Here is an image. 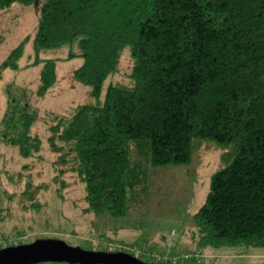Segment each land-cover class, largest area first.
<instances>
[{
	"label": "trees",
	"instance_id": "1",
	"mask_svg": "<svg viewBox=\"0 0 264 264\" xmlns=\"http://www.w3.org/2000/svg\"><path fill=\"white\" fill-rule=\"evenodd\" d=\"M15 3L39 7V98L57 83L61 60L42 54L68 47L64 59H83L74 79L91 100L50 127L60 167L71 162L85 184L88 213L115 218L141 208L158 169L190 164L199 144L216 142L230 159L194 215V240L202 250L264 246V0H0V12ZM28 40L0 65V80L18 69ZM125 52L130 83L104 90ZM22 110L8 116L7 141L40 161L37 116ZM24 185L37 200L41 186Z\"/></svg>",
	"mask_w": 264,
	"mask_h": 264
},
{
	"label": "rangeland",
	"instance_id": "2",
	"mask_svg": "<svg viewBox=\"0 0 264 264\" xmlns=\"http://www.w3.org/2000/svg\"><path fill=\"white\" fill-rule=\"evenodd\" d=\"M39 18L38 5L15 3L10 10L0 12V65L29 38L18 69H6L0 80V249L50 238L88 251H109L110 243L127 246L139 252H134L137 258L149 263H157L156 256L162 260L159 263L166 258L170 264L184 253L200 250L205 257L195 264H264V246L241 244L202 250L194 240V215L206 202L212 175L230 159L216 142L199 144L190 164L158 169L151 178L145 205L126 216L114 218L86 211L85 184L70 171L71 162L60 167L57 160L61 153L52 148L50 126L57 115H69L77 105L91 100V91L74 79L83 59H64L69 48L62 47L42 54L44 59L61 60L56 65L57 83L45 97H38L42 66L32 64ZM131 65V57L125 52L118 74L108 77L104 90L111 81L129 84ZM24 105L37 116L31 135L42 140L40 161L24 158L7 141L14 132V120L10 122L8 116L18 119ZM59 168L65 173L56 178ZM28 180L41 186V190L33 191L37 200L30 201L23 195ZM37 202L39 208L25 207Z\"/></svg>",
	"mask_w": 264,
	"mask_h": 264
},
{
	"label": "water",
	"instance_id": "3",
	"mask_svg": "<svg viewBox=\"0 0 264 264\" xmlns=\"http://www.w3.org/2000/svg\"><path fill=\"white\" fill-rule=\"evenodd\" d=\"M159 264L147 263L129 253L88 251L69 246L63 240L36 239L25 245L0 249V264ZM163 264V263H162Z\"/></svg>",
	"mask_w": 264,
	"mask_h": 264
},
{
	"label": "built area",
	"instance_id": "4",
	"mask_svg": "<svg viewBox=\"0 0 264 264\" xmlns=\"http://www.w3.org/2000/svg\"><path fill=\"white\" fill-rule=\"evenodd\" d=\"M110 245L112 246V248L108 246L109 252L129 253V254H131L137 258V254L134 253L137 251L136 249L133 250L132 248H128L127 246L114 245L111 243H110ZM109 248H111V249H109ZM136 253H139V252L137 251ZM153 257L155 258V261H157V263L162 261L161 258H158V257L156 258V256H153ZM204 257L205 256L203 255V253L200 250H198V251H195L194 253H192V252L191 253H184V255H180L179 258L173 260V262H170V264H184L185 261L190 262L189 264H195L196 261L201 262V260ZM164 261H163L164 262L163 264H169V263H167L166 258L164 259ZM159 264H162V263H159Z\"/></svg>",
	"mask_w": 264,
	"mask_h": 264
},
{
	"label": "bare ground",
	"instance_id": "5",
	"mask_svg": "<svg viewBox=\"0 0 264 264\" xmlns=\"http://www.w3.org/2000/svg\"><path fill=\"white\" fill-rule=\"evenodd\" d=\"M140 259V258H139ZM143 260V259H142ZM144 261V260H143ZM145 262H147V261H145ZM147 263H149V262H147Z\"/></svg>",
	"mask_w": 264,
	"mask_h": 264
}]
</instances>
